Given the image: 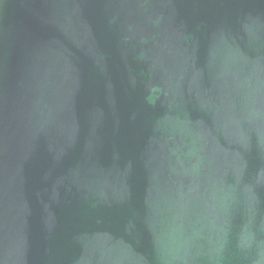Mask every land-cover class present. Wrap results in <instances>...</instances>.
I'll return each mask as SVG.
<instances>
[{
	"label": "water",
	"instance_id": "water-1",
	"mask_svg": "<svg viewBox=\"0 0 264 264\" xmlns=\"http://www.w3.org/2000/svg\"><path fill=\"white\" fill-rule=\"evenodd\" d=\"M0 264H264V0H0Z\"/></svg>",
	"mask_w": 264,
	"mask_h": 264
}]
</instances>
